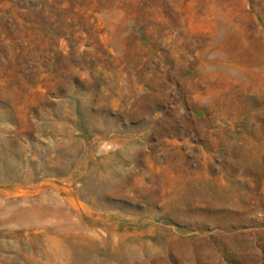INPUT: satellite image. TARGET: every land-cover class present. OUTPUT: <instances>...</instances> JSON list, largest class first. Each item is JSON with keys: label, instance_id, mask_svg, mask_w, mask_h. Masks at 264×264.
<instances>
[{"label": "rangeland", "instance_id": "obj_1", "mask_svg": "<svg viewBox=\"0 0 264 264\" xmlns=\"http://www.w3.org/2000/svg\"><path fill=\"white\" fill-rule=\"evenodd\" d=\"M0 264H264V0H0Z\"/></svg>", "mask_w": 264, "mask_h": 264}]
</instances>
